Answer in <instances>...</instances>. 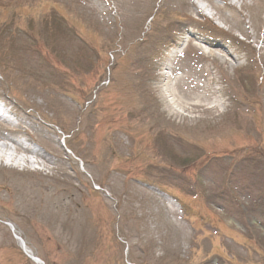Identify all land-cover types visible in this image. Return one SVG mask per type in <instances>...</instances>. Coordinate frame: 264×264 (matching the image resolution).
I'll use <instances>...</instances> for the list:
<instances>
[{"label": "rangeland", "instance_id": "rangeland-1", "mask_svg": "<svg viewBox=\"0 0 264 264\" xmlns=\"http://www.w3.org/2000/svg\"><path fill=\"white\" fill-rule=\"evenodd\" d=\"M236 1L0 0V264H36L18 239L43 264H264V0Z\"/></svg>", "mask_w": 264, "mask_h": 264}, {"label": "bare ground", "instance_id": "bare-ground-1", "mask_svg": "<svg viewBox=\"0 0 264 264\" xmlns=\"http://www.w3.org/2000/svg\"><path fill=\"white\" fill-rule=\"evenodd\" d=\"M239 2V0H237ZM236 1V2H237ZM243 1V0H241ZM229 6H231V4H229ZM199 9L200 10H204L206 9V7L199 5ZM185 33V32H182ZM199 43H201L202 45H204V48H197V50L200 52V54H202L205 57H209V58H213L214 60L218 61L219 64L223 65V64H227V60L224 58L222 51V48L218 47L217 49H219L218 51H213V46L209 43V42H203L200 41ZM169 49V48H167ZM171 52V50H170ZM166 82H167V76H166ZM169 85L171 86V88H165V90L163 91L164 96H168V98L171 99V101H173V103L176 105V107H181V108H185L186 106L181 105V103H179L175 98H176V92L174 91L173 85H174V81L172 80L171 83L168 81L166 83V86ZM183 108V109H184ZM1 110V109H0ZM1 118V117H0ZM1 139V138H0ZM2 141H9L12 142L11 140L2 137ZM22 249L24 250V252L30 256V252L28 250V248L26 246H24L23 244L21 245Z\"/></svg>", "mask_w": 264, "mask_h": 264}]
</instances>
